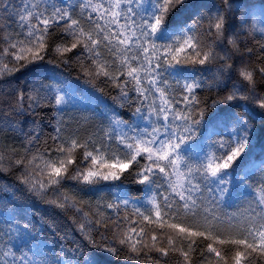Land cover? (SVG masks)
<instances>
[{
    "label": "snow or ice",
    "instance_id": "obj_1",
    "mask_svg": "<svg viewBox=\"0 0 264 264\" xmlns=\"http://www.w3.org/2000/svg\"><path fill=\"white\" fill-rule=\"evenodd\" d=\"M185 2L0 0V13H5L0 15V33H5L0 36V83L38 69L47 59L49 64L77 65L93 83L101 78L111 83L118 90L113 97L118 106L136 105L130 120L115 112L107 116V126L97 129L99 142L92 135L81 141L75 135L78 128L65 127L72 123L63 119L72 97L62 82L34 75L27 89L23 84L0 88V105H6V110L0 107V129L20 133L24 141L22 152L14 147L8 153L7 167L0 145V172L18 170L16 179L29 194L55 208L75 210L71 220L77 224V231L84 233L80 244L50 247L37 238L28 223L21 222L17 209L10 204L4 210L5 227L0 228V264H99L97 253L116 255L117 248L108 245L117 243L145 255L153 251L161 257L179 253L183 264H195L202 239L211 242L198 253L201 264L264 261V177L255 186L248 177H240L241 183L253 189L246 215L220 212L229 194L223 177L252 150L254 127L233 114L230 131L228 124L224 131L218 130L219 124L209 129L203 155L192 143L209 108L240 103L242 109L251 104L264 111V89L258 90L264 84V63L253 65L245 59L253 52L247 47L251 39L264 61V42H260L264 40V26H249L246 10L234 20L229 13L240 11L234 0H220L191 23L173 20ZM198 28L203 31L198 33ZM205 36L211 41L207 50ZM50 51L55 60L48 59ZM70 53H76L74 60ZM178 65L188 67L178 69ZM180 71L189 75L170 84L169 77ZM174 88L180 98L172 94ZM204 89L217 93L211 105H207L208 97L198 95ZM181 102L183 108L177 107ZM49 108L62 114L50 137L56 147L43 152L37 148V154L32 155L42 131L38 112ZM28 117L33 119L26 131L22 125ZM66 131L68 135H62ZM78 149L84 150L82 162L88 167L77 168L75 175L69 176ZM17 155L19 158L13 159ZM141 159L144 164L134 173V182L143 186V201L128 197L122 190L114 191L115 202L98 204L93 210L91 202L61 191L69 179L76 181L81 192H95L101 186L118 188L116 182ZM0 191L10 189L0 186ZM85 207L89 211H84ZM99 207L113 210L116 220L100 212ZM129 207L132 213L125 214L124 225L119 213ZM25 210L21 207L19 212ZM109 222L116 224L111 238L104 235ZM149 229L153 231L150 244ZM185 243L186 248L178 246ZM225 246L234 255L229 257ZM148 259L153 257L148 255ZM155 264H160L159 260Z\"/></svg>",
    "mask_w": 264,
    "mask_h": 264
},
{
    "label": "trees",
    "instance_id": "obj_2",
    "mask_svg": "<svg viewBox=\"0 0 264 264\" xmlns=\"http://www.w3.org/2000/svg\"><path fill=\"white\" fill-rule=\"evenodd\" d=\"M19 3V0H16ZM220 0H186L183 7L177 10L175 15L172 17L176 21L187 20L191 23L200 14L207 13L210 6L219 4ZM236 7L240 11H235L229 13L234 20H238L240 17V12L246 10V15L248 16V25L251 26L255 24L257 28L264 26V0H234ZM5 13H0L3 15ZM3 21H0L2 23ZM171 24V20H170ZM207 22L204 21V26L206 27ZM13 29L17 28V25L13 23ZM202 29H197V32H202ZM5 33H0L3 36ZM257 39L260 40L259 34H257ZM162 42V41H158ZM260 42H264L261 40ZM205 50L207 46L211 43L209 39L205 36L204 38ZM54 46V44L52 45ZM247 47L253 48L251 56L245 57L253 65L258 63H264L260 60L261 52L259 47L249 39ZM76 53L68 54L71 60L75 59ZM183 56V54H180ZM48 59L55 60V54L51 51L49 52ZM90 63V62H89ZM239 63V61L237 62ZM188 66L178 65L177 68H187ZM34 75H38L45 81L51 80L54 82H62L64 90L69 93V95L78 99L87 106H82L81 109L86 110L94 109V114H90L85 117L84 110H80L71 105L66 109L67 114L63 115V119L66 121H72L67 128H71L78 131L75 135L79 136L81 141L89 138L92 135V139L99 142V135L93 136L97 133V129L100 127L107 126V116H110L113 112L119 114L123 119H132V109L136 107L135 104L131 108L118 106L113 100V97L117 95L118 90L115 89L111 83L103 82V78L96 80L95 83L91 82V78L85 75L84 71L81 70L75 64L60 65L57 63L49 64L47 59L42 62L38 69H33L32 71L18 73L14 80L8 81L7 83H0V88L10 89L17 84H23L24 88L27 89V85L31 83ZM187 71H180L174 73L173 76L169 77V83L172 85L176 84V78L183 79L188 76ZM210 75V74H209ZM259 81V77H257ZM264 89V84L260 85L258 90ZM177 98H180L179 91L173 90L172 93ZM198 95L203 99L208 97L207 105H211L213 99H217V93L215 90L209 92L207 89L198 92ZM220 95H223L222 93ZM6 110V105H0ZM179 108H183L182 102L177 105ZM233 114H239L242 118L247 119L249 124L255 129V136L252 140V150L248 155L240 161V163L233 169H231L226 176L223 177L227 181L225 187L229 189V194L226 195V202L222 203L227 211H232L233 209L242 213H245V209L251 202L253 189L241 183L240 177L245 176L249 178L250 184L255 186L259 184L261 177H264V111H260L258 108L249 104L247 108L242 109L240 103H234L231 107L225 105H218L215 109L209 108L204 117V123L200 126L197 131V136L192 142L195 145V150L203 155V152L207 150V143L209 140V129L213 126L219 124L220 128L218 130L224 131L225 124H228V129L231 130V120L233 119ZM61 113L55 112L53 109L39 110L38 118L40 119V127L42 131L40 132L39 141L33 146L32 155L37 154V148L40 151H47L48 149L55 148L51 140L53 135V126L61 118ZM78 116L85 117L84 121H78L80 118ZM32 117H28L22 127L27 131L28 124L32 120ZM78 119V120H77ZM62 135H68V132ZM211 139H217L216 136H211ZM22 134L18 132L9 131L7 129H0V145H3L2 153L5 156V167H7V156L8 153L12 151L15 147L17 152H22L20 147L23 143ZM91 150V148H89ZM83 149H78L76 152V163L70 167L69 176L75 175L77 168L80 170H85L88 165L84 164L83 161ZM55 156V153H53ZM19 155L13 157V159H18ZM40 163V161H37ZM144 164L143 159H141L140 164L126 171L121 181L116 182L119 185L118 188H112L110 186H101L95 192H81L76 181L66 180L61 188L62 192H68L69 195L75 194L78 199H83L84 201L91 202L93 210H96L98 204H106L108 202H115L112 198V193L123 191L128 197L140 198L144 200L143 186L136 184L134 181L136 179L134 173L139 170V168ZM18 170H12L11 172H0V186H7L10 191H0V228H4L5 225L2 223L4 219V210L8 208L11 204L18 211V215L21 218L22 223H28L29 227L37 233V238L40 240L47 241L50 247H59L61 243H66L67 247L72 246V242L80 244L83 242L84 233L77 231V224H74L71 217L75 215V210H61L53 207L50 204L45 203L39 198L32 194H29L26 190V186L20 184L16 179L18 175ZM40 177L38 176L37 179ZM46 179V176L44 177ZM215 187V186H213ZM71 190V191H69ZM53 198L52 196L48 197ZM123 198V197H122ZM23 207L26 210L19 212V209ZM100 212H105L106 214L112 215V221L116 220V214L113 210H106L104 207H99ZM84 211H89L87 207ZM34 213V214H33ZM132 209L129 207L127 210H121L119 217L121 222L126 225L127 222L124 221L125 214L131 216ZM147 214V213H146ZM96 217L93 216V219ZM133 220L137 219L132 217ZM169 222L181 223V221L171 220ZM77 223H79V217H77ZM139 230V226H137ZM104 232V229H101ZM116 231V224L114 222H109L108 229L104 232L107 237H113ZM167 233V229H165ZM153 231L149 229L148 231V243H151V235ZM158 234V233H157ZM65 237L67 238L65 240ZM95 238L100 239V234L96 233ZM223 238V237H222ZM167 243V237L165 235L164 241ZM211 241L201 240L198 248L197 255L194 257L195 264H201V258L198 253L200 250H206L207 243ZM117 248V254L112 255L110 253H97V259L99 264H155L156 260H159L160 264H183V258L179 253H172L168 257H161L156 252H150L148 255L153 257L152 260L148 259V255L144 252L133 253L130 251L129 247L121 246L118 243L115 245ZM178 246L186 248V243ZM216 246V245H214ZM228 247V246H225ZM87 251V248H85ZM147 251V250H145ZM228 256L234 255V251L228 247ZM206 264V261H205ZM229 264L231 261L229 260ZM258 264H264V261H259Z\"/></svg>",
    "mask_w": 264,
    "mask_h": 264
},
{
    "label": "rangeland",
    "instance_id": "obj_3",
    "mask_svg": "<svg viewBox=\"0 0 264 264\" xmlns=\"http://www.w3.org/2000/svg\"><path fill=\"white\" fill-rule=\"evenodd\" d=\"M72 104H73V106L74 107H76V108H78V109H80V110H84V112L83 113H85V117H88L90 114H94V112H95V110L94 109H91V110H86L85 108L87 107V106H85V104L83 103V102H81V101H77V100H73L72 99V102H71ZM82 106H85V108H83V109H81L82 108ZM79 118H80V120H78V121H84L85 119V117H80V116H78ZM66 121V120H65ZM68 124H66L65 125V127L67 126ZM66 129H68L67 127H66ZM67 132V131H66ZM97 134H93V136H96ZM220 210H221V208H220ZM233 213H235L236 215H237V217H240L241 215H242V213H240V212H238V211H235V212H233ZM246 215V214H245Z\"/></svg>",
    "mask_w": 264,
    "mask_h": 264
}]
</instances>
